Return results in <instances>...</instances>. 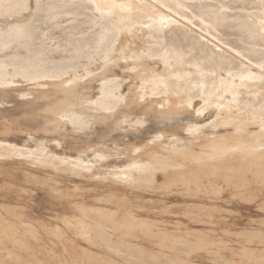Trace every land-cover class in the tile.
Masks as SVG:
<instances>
[{
    "label": "bare ground",
    "instance_id": "1",
    "mask_svg": "<svg viewBox=\"0 0 264 264\" xmlns=\"http://www.w3.org/2000/svg\"><path fill=\"white\" fill-rule=\"evenodd\" d=\"M0 119L4 172L25 154L58 163L66 189L42 182L62 219L80 210L87 238L86 217L111 213L107 244L138 248L146 198L264 184V0H0ZM217 160L238 163L208 172Z\"/></svg>",
    "mask_w": 264,
    "mask_h": 264
},
{
    "label": "rangeland",
    "instance_id": "2",
    "mask_svg": "<svg viewBox=\"0 0 264 264\" xmlns=\"http://www.w3.org/2000/svg\"><path fill=\"white\" fill-rule=\"evenodd\" d=\"M253 11L256 13V8ZM40 35L41 30L37 32V42L42 39ZM204 103L203 100L202 104ZM12 105L8 104L3 108H11ZM2 121L4 120L0 119ZM153 125V122L149 123V126ZM46 137L51 138L49 135ZM0 138L3 139V135ZM6 138L18 144L23 142L22 138L14 134ZM29 157L32 156L25 154L20 162L17 160L19 165L15 166L13 176L2 170L9 167L5 164L9 161L0 159V264H138L141 261L142 264H264V184L254 182L251 176L247 186L238 188L222 181L223 176H219L221 191L218 194L210 193L192 198L180 193L168 198H146L144 204L150 212L146 219L155 223L152 231L127 228L129 237L136 236L140 245L138 249L121 244L116 237L112 238L116 243L107 244L108 235L100 231L104 230L105 224H110L114 232H119V224L110 221L111 213L102 212L97 216L94 212L86 217L91 223L87 238L82 231L79 232L81 228L75 222L81 216L80 210L70 212L77 215L72 219L71 226L64 221L62 202L67 199L53 197L48 189L50 186L44 185L42 181L49 179L48 183L55 185L52 189L56 193L65 190L68 181H58L60 174L54 170L55 167L58 168V163L53 166L52 163L43 161V158H36L38 161H33L34 165L24 164L32 161ZM233 163L238 162L229 160L224 163L223 160H217L214 163L216 168L207 171L213 172L225 165L227 168ZM42 166H50L52 170ZM240 182L234 178L232 183L239 185ZM70 190L73 191V187ZM198 210L201 216L199 222L192 219L196 218ZM27 220L32 225L28 229V225L24 223ZM179 221L182 222L180 226L183 230L189 227L188 233L176 229ZM97 224L99 231L93 227ZM57 226L59 231L54 233L52 229ZM88 238L98 242L100 246L90 243Z\"/></svg>",
    "mask_w": 264,
    "mask_h": 264
}]
</instances>
